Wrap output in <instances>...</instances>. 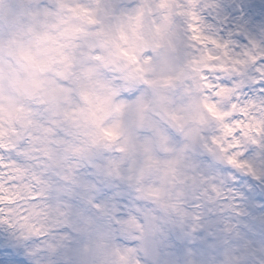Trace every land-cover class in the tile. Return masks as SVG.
Instances as JSON below:
<instances>
[{"label": "clouds", "instance_id": "clouds-1", "mask_svg": "<svg viewBox=\"0 0 264 264\" xmlns=\"http://www.w3.org/2000/svg\"><path fill=\"white\" fill-rule=\"evenodd\" d=\"M0 264H264V0H0Z\"/></svg>", "mask_w": 264, "mask_h": 264}]
</instances>
